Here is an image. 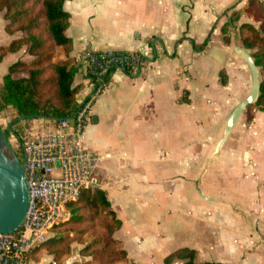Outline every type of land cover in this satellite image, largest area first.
<instances>
[{
  "label": "crops",
  "instance_id": "obj_1",
  "mask_svg": "<svg viewBox=\"0 0 264 264\" xmlns=\"http://www.w3.org/2000/svg\"><path fill=\"white\" fill-rule=\"evenodd\" d=\"M235 1L63 4L69 16L65 36L72 42L73 84L80 91L85 89L77 65L82 50L136 52L147 60L138 74H109L84 127L86 147L101 157L95 171L98 188L106 192L121 224L113 239L130 263L164 264L168 255L188 248L195 251L197 263L264 264V147L255 145L264 138V112H253L249 122L241 119L215 151L228 117L251 87L238 53H247L239 26L251 20L240 14L227 42L221 33L232 12L246 4ZM4 25L0 18V30ZM214 34L222 57L212 63L202 56L210 55ZM8 56L15 62L29 58L21 49L0 63ZM7 68L0 70V85ZM43 250L31 252L29 264L53 262ZM75 255L73 251L72 258L55 264H71Z\"/></svg>",
  "mask_w": 264,
  "mask_h": 264
},
{
  "label": "trees",
  "instance_id": "obj_2",
  "mask_svg": "<svg viewBox=\"0 0 264 264\" xmlns=\"http://www.w3.org/2000/svg\"><path fill=\"white\" fill-rule=\"evenodd\" d=\"M65 1L0 0V12H3V20L7 22L3 32L8 35L17 32L23 34L8 45L0 46V61L6 54L16 53L22 48L26 55L32 57L30 61H17L10 65L1 78L0 114L10 110V131L7 128L3 130L6 138L22 120L58 122L72 117L76 111L75 96L81 86L73 84L74 68L68 57L72 51V42L65 36L69 24L68 13L63 9ZM240 14L251 20L239 26L240 44L252 58L260 76L257 99L240 116H246V122H249L253 112H264L263 3L261 0H246L241 11L232 12L229 22L221 27L223 41L227 42V33ZM57 49L62 51L63 59L60 62L54 61ZM219 75L220 84L224 86L225 75L222 72ZM67 208L70 218L54 226L53 230H61L70 225L72 238H76V243L82 245L71 264H133L127 260L121 244L113 239L114 232L121 224L110 209L105 191L99 188L84 189L80 197L69 203ZM73 239H69L68 235L58 239L55 235L32 252L54 247V251L49 252L53 261L58 263L67 256L72 258L70 245ZM66 241L69 243L62 247ZM195 254L192 249L181 248L168 255L163 263L214 264L197 263Z\"/></svg>",
  "mask_w": 264,
  "mask_h": 264
},
{
  "label": "built area",
  "instance_id": "obj_3",
  "mask_svg": "<svg viewBox=\"0 0 264 264\" xmlns=\"http://www.w3.org/2000/svg\"><path fill=\"white\" fill-rule=\"evenodd\" d=\"M146 61L136 52L82 50L77 65L85 89L75 96L73 116L36 126L22 120L7 138L23 167L28 205L21 226L0 234V264H29L30 253L53 237V227L70 218L67 205L84 189L99 187L95 171L101 157L85 144L90 106L107 86L112 71L135 75Z\"/></svg>",
  "mask_w": 264,
  "mask_h": 264
},
{
  "label": "water",
  "instance_id": "obj_4",
  "mask_svg": "<svg viewBox=\"0 0 264 264\" xmlns=\"http://www.w3.org/2000/svg\"><path fill=\"white\" fill-rule=\"evenodd\" d=\"M238 53L249 70L251 87L247 97L233 109L228 117L222 137L215 146V151L221 148L242 112L255 102L259 92L258 69L246 52L238 51ZM7 129L10 131V125ZM27 205L28 189L23 167L0 128V234H9L21 226L26 215Z\"/></svg>",
  "mask_w": 264,
  "mask_h": 264
},
{
  "label": "rangeland",
  "instance_id": "obj_5",
  "mask_svg": "<svg viewBox=\"0 0 264 264\" xmlns=\"http://www.w3.org/2000/svg\"><path fill=\"white\" fill-rule=\"evenodd\" d=\"M236 1L235 0H233V3H235ZM232 3V4H233ZM222 13L220 12L219 13V15H221ZM0 18H2L3 19V12H0ZM4 22H5V24L7 23L5 20H3ZM15 34V33H14ZM16 34H18L19 35V37H21L23 34L22 33H19V32H17ZM18 37V38H19ZM12 41V38H10L9 37V35H7V34H5L2 30H0V46H5V45H8L10 42ZM210 44H211V48H209V50H210V55L209 54H207L206 56H202V60H206V59H210V61L213 63L215 60L217 61L218 59H221V57H222V55H220L219 54V52H218V47H219V40H218V38H217V36L214 34L213 36H212V38H211V42H210ZM212 44H213V46H212ZM218 46V47H217ZM22 49H24V48H22ZM24 55H26L25 53H24ZM28 56V55H27ZM29 58H28V60H21V61H23V62H27V61H30V60H32V57H30V56H28ZM219 57V58H218ZM225 58H227V55H226V57ZM224 58V59H225ZM63 59V56H62V51L60 50V49H57L56 50V53H55V56H54V61L55 62H60L61 60ZM236 61H240L237 57H236ZM229 61H231V56H230V54H229V57H228V62ZM15 61H13V57H11V56H8V57H6L1 63H0V70H6V68H7V66L8 65H11L12 63H14ZM244 65V64H243ZM258 79H260V76H258ZM8 113H10V110H6V111H4V112H2L0 115V128L2 129V130H4V129H6V125L8 126L9 124H8ZM241 119H243V121H247V118H246V116H243L242 118H239L238 120H237V124H239L240 122H241ZM13 129H15V128H13ZM263 139V140H262ZM262 139H256L257 141H256V143H255V145L256 146H260V147H264V138H262ZM56 232V235H57V237H58V239L59 238H63V237H65L66 235H68V238L69 239H73L72 237H73V231L71 230V226L70 225H67V226H65V227H63L61 230H56L55 231ZM76 238H74L73 240L75 241H73L72 242V244L70 245V249H71V255H72V253H73V251H76L77 252V250L79 249V248H81L82 247V245H80V244H78V243H76V240H75ZM67 243H69V241H66L65 243H63L62 244V247H65V245L67 244ZM69 246V245H68ZM60 248V247H59ZM58 248V249H59ZM44 250L43 251H45L47 254H49V251L50 252H53L54 251V247H52V248H50V247H48V248H43ZM70 254H69V256H71ZM67 258H69L68 256L66 257V259ZM64 260V259H63ZM86 260V259H85Z\"/></svg>",
  "mask_w": 264,
  "mask_h": 264
}]
</instances>
